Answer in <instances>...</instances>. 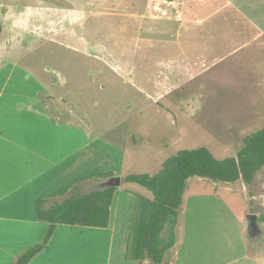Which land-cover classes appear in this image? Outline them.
<instances>
[{
  "label": "rangeland",
  "instance_id": "374dc122",
  "mask_svg": "<svg viewBox=\"0 0 264 264\" xmlns=\"http://www.w3.org/2000/svg\"><path fill=\"white\" fill-rule=\"evenodd\" d=\"M145 1L0 0L3 25L0 35V88L12 76V82L6 84L5 98H11L17 81L27 83L45 76L43 81L53 85L56 81L54 75L59 77L68 73L76 77L75 72L81 69L80 65L86 66L80 58L85 45L81 39L83 35L88 38L87 48L97 46L101 53L104 51V57H109L106 58L108 64H131L140 71L144 68V59H147V65L151 66L154 63L152 57L160 55L162 44L148 48L143 43V48H140L141 41L136 43L132 40L133 35L142 33L139 15ZM175 14L176 10L170 9L171 21L165 22L164 27L168 33H164V37L155 35L153 41L158 38L171 41L170 36L181 25L174 21ZM224 29L225 26L217 31ZM196 34L193 41L202 43L195 38ZM137 44L140 50L135 49ZM138 73L131 81L124 74V80L118 79L104 88L95 85L88 92L98 98L88 103L89 106L86 102L82 106L78 96L73 93L66 95L65 90H56L53 95H41L39 98L46 109L55 106L60 115L64 114L63 106H70L77 115L86 109L103 120L108 119L99 122L100 129H104L106 123L119 126L114 133L104 131V135L119 141L126 151V159L124 171L116 174L121 176V185L117 187L113 200L110 227L58 226L49 249L36 264H132L126 259V254L136 215V196L151 198L152 194L137 185L126 184L124 177L156 173L150 168V159L158 161V171L169 157L181 150L206 147L219 159L235 156L242 149L244 138L264 128V89L226 90L215 98L205 95L202 99H181L182 103L175 105L169 104L171 99H164V105L149 106L131 86L132 80L136 83L143 81L144 74ZM30 87L31 84L26 87L28 92ZM23 98L21 96L20 100ZM51 113L55 114V110ZM7 123L19 125L15 121ZM153 145L163 152H158ZM106 181L81 183L77 194L102 189ZM244 186L241 181L224 184L197 177L189 179L178 215L177 244L165 256L164 264L174 259L176 252L182 253L183 250L188 252L182 254L183 260L176 264H221V250L209 249L210 244L234 239L239 232L248 240L246 217L264 207V167L256 175L253 197ZM63 199L57 197L56 200L61 202ZM46 228V224H41L39 240H33L31 245L43 240ZM195 244L196 249L192 250ZM211 253L213 261L208 263L204 258Z\"/></svg>",
  "mask_w": 264,
  "mask_h": 264
},
{
  "label": "crops",
  "instance_id": "0c3cea01",
  "mask_svg": "<svg viewBox=\"0 0 264 264\" xmlns=\"http://www.w3.org/2000/svg\"><path fill=\"white\" fill-rule=\"evenodd\" d=\"M172 8L176 10L174 21L181 25L175 28L171 41L159 38L153 41L155 35L164 37V33H168L164 27L165 22L171 21ZM139 20L142 33L133 35L132 40L136 43L141 41L140 48H143V43L148 48L162 44L160 55L152 57L154 63L151 66L144 59L143 70L138 71L134 65L121 62L108 64L106 58L109 57H104V51L101 53L97 46L88 49L87 35H83L81 39L85 45L80 58L86 66L80 65L81 69L75 72L76 77L68 73L59 77L54 75L55 85L43 81L45 76L37 81L31 79V83L16 80L11 98H5V95L6 84L12 82V76L1 86L0 264H14L26 249L38 244L31 245L33 240H39L41 224L48 227L47 223L37 219L36 200L48 198L86 176L101 172L122 174L125 169V149L119 141H112L104 135L105 132L114 133L119 126L106 123L104 129H100L98 124L103 119L86 109L77 115L70 106H63L64 114L60 115L55 106L44 107L39 101L41 95L48 97L56 90H65L66 95L73 93L81 105L86 102L89 106L88 103L98 97L88 91L97 85L104 88L118 79L124 80V74L131 81L138 72L144 74L143 81L136 83L132 80L130 84L149 106L164 105V99H171L169 104L175 105L181 104V99H202L205 95L215 98L226 90L260 88L263 91L264 0H146ZM224 26V31H217ZM195 34L202 43L193 41ZM140 48L137 44L135 49ZM29 83L31 91L28 92L26 87ZM202 90L211 92L207 94ZM21 96L23 100H20ZM152 147L163 152L156 145ZM154 159H150V168L156 173H146L151 176L161 170L157 171L158 161ZM252 213L258 217L261 237L247 240L239 232L234 239L210 244L209 249L221 250V264H264V207ZM51 242L29 264H36ZM187 252H176L168 264L180 262L184 257L182 254ZM204 260L212 262L213 254ZM129 262L137 264L132 260ZM145 262L149 264V261Z\"/></svg>",
  "mask_w": 264,
  "mask_h": 264
},
{
  "label": "trees",
  "instance_id": "16d2710c",
  "mask_svg": "<svg viewBox=\"0 0 264 264\" xmlns=\"http://www.w3.org/2000/svg\"><path fill=\"white\" fill-rule=\"evenodd\" d=\"M2 30L0 19V35ZM263 167L264 128L244 138L243 147L235 156L219 159L206 147L181 150L169 157L154 176L127 175L123 179L126 184L142 187L152 197L136 196V215L126 258L137 264L145 261L149 264L163 263L167 252L176 244L178 215L189 179L197 177L224 184L241 181L253 197L256 175ZM114 176V172L92 174L52 193L48 198L36 200L37 219L48 224L46 234L40 243L26 249L14 264H29L44 252L58 225L108 228L117 188L95 189L84 194H77V190L83 182H100ZM56 197L64 199L53 201Z\"/></svg>",
  "mask_w": 264,
  "mask_h": 264
},
{
  "label": "water",
  "instance_id": "95a60500",
  "mask_svg": "<svg viewBox=\"0 0 264 264\" xmlns=\"http://www.w3.org/2000/svg\"><path fill=\"white\" fill-rule=\"evenodd\" d=\"M121 185V176L116 175L104 183V188H117ZM103 189V188H102ZM247 233L251 240H258L262 235L257 215L251 213L246 217Z\"/></svg>",
  "mask_w": 264,
  "mask_h": 264
}]
</instances>
